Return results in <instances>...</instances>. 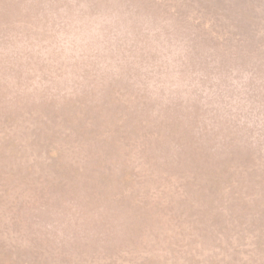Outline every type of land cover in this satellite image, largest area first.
Masks as SVG:
<instances>
[{"label":"rangeland","instance_id":"rangeland-1","mask_svg":"<svg viewBox=\"0 0 264 264\" xmlns=\"http://www.w3.org/2000/svg\"><path fill=\"white\" fill-rule=\"evenodd\" d=\"M14 87L36 89L38 108L40 93L69 103L87 96L107 124L122 115L123 129L136 130L134 139L152 133L145 161L158 174L205 179L228 164L223 179L237 175L238 191L264 201L255 199L254 182L242 172L249 168L264 187V0H0V88ZM27 105L22 100L12 111ZM60 131L69 129L62 124ZM70 149L63 146L71 163L66 175L28 153L29 165L9 182L16 199L0 205V261L211 264L218 241L199 236L191 254L190 237L175 234L171 224L159 232V244L138 246L143 219L98 180L107 172L114 183L122 170L98 164L107 158L102 147ZM25 178L41 189L28 191ZM22 190L27 201L19 199ZM204 198L191 193L195 207L219 214ZM231 207L220 214L235 216L237 206L230 214ZM153 217L164 226L161 216ZM215 222L216 230L224 224ZM252 229L242 259L221 252V264H255L245 254L253 249ZM170 235L181 238V249L160 258ZM252 254L264 264L263 253Z\"/></svg>","mask_w":264,"mask_h":264},{"label":"trees","instance_id":"trees-1","mask_svg":"<svg viewBox=\"0 0 264 264\" xmlns=\"http://www.w3.org/2000/svg\"><path fill=\"white\" fill-rule=\"evenodd\" d=\"M1 91L3 89L0 88V205L10 198L16 199L12 195L13 192L11 193L12 185L9 182L14 175L23 174L21 166L29 165L28 153L37 158L36 162L49 166L52 171L60 173L59 170H62L60 174L64 176L71 163L64 154L63 146L66 148L70 146V150H73L74 147L80 152H88L94 146H98L105 149L107 157L101 162L99 161L98 164L102 163L109 169L117 167L123 172V176L117 178L114 183L110 182L111 178L107 172L100 175L98 177L101 182L100 188H104L102 191L115 193V195L120 194L126 198L128 204L135 207L139 214L138 217L143 219L141 227L143 230L139 235L141 243L138 242V246H146L147 241L150 245L159 244V232L161 230L166 232L168 225L171 224L176 227L175 234L190 237L191 254L198 245L199 236L202 239L211 237L217 240L218 249L212 250L211 264H221L222 257L219 254L221 252H226L225 258L226 256L233 257L235 254L242 259L240 257L241 246L246 244L247 235L250 234L249 228H253V231L251 230L253 249L251 248L245 254L250 255L251 257L248 259H253L255 264L257 261L254 260L255 255L252 253L257 250L264 255V239L262 240L264 237V201L249 200L248 195L252 194L241 189L238 191L232 182L237 178V175L233 174L231 181L228 178L223 179L224 175H229L230 165L224 164L223 167L221 166V170L211 171L212 177H205V179L197 175L188 177V175L176 174L175 178L160 175L165 172L160 171L158 174L154 165L151 166L145 161L148 149L146 142L152 137V133L144 132L142 138L134 139L136 130L123 129L120 122H123L122 115H115L114 122L107 124L97 110L98 107L92 105L87 96L79 97L78 100L75 99L69 103L60 102L62 99L56 94L46 97L45 94L40 93L43 106L38 108L34 106L37 103L33 100L36 89H15L14 87L11 92L2 93ZM113 95L114 99L118 100L115 93ZM64 96L67 95L64 94ZM69 97L75 98L76 93ZM44 99L47 100L44 102ZM22 100L28 104L25 111L19 108L12 111L13 108L21 106ZM108 101H111L110 98ZM102 105L105 106L106 103ZM131 112L135 113L134 110ZM62 124L67 126V130L69 129L64 135L60 131ZM153 134H155L154 131ZM70 136L72 142L67 139ZM134 140H137L136 143ZM248 169L243 168L242 172L246 173L247 177L254 182L251 185L258 191L253 194L255 199L264 200V187L256 184L260 183L256 177L254 178L257 174H253ZM204 172L207 174L206 171ZM28 175L26 174V176ZM22 181V185L26 186L28 191L33 192L41 189L36 184L32 186L34 189L30 188L32 183L26 178ZM26 193L20 195L19 199L23 197L22 201H27L29 197ZM191 193H198L202 198L205 197L206 202L213 205L214 209H217L216 211H220L219 214L209 213L208 210L195 207L191 203ZM24 196H27L28 199ZM216 200L218 203H215ZM231 204L230 214L235 205L237 206L238 213L235 216L220 214L223 209H229ZM152 215L161 216L165 221L164 226ZM227 218L231 220L229 223L225 222L228 221ZM220 220L224 224L218 225L216 230L215 221ZM213 223H215V228ZM255 231H258V236L254 234ZM151 236L155 240L149 241ZM146 237L148 240H144ZM167 239L168 241L165 240L166 247L161 248L162 250L158 252L160 258L165 250L181 249L180 237L176 238L170 235ZM143 260L138 264H145L152 259ZM0 264L16 263L0 261ZM163 264L171 263L165 261Z\"/></svg>","mask_w":264,"mask_h":264}]
</instances>
